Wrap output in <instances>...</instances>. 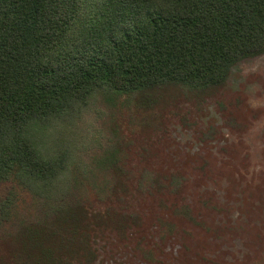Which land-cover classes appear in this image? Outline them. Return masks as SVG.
Instances as JSON below:
<instances>
[{
  "label": "trees",
  "instance_id": "obj_1",
  "mask_svg": "<svg viewBox=\"0 0 264 264\" xmlns=\"http://www.w3.org/2000/svg\"><path fill=\"white\" fill-rule=\"evenodd\" d=\"M263 48L264 0H0V183L13 185L0 223L19 227L0 264H101L117 240L138 238L117 181L132 171L108 153L72 168L51 140L58 124L97 98L120 110L168 84L203 91ZM173 176L154 185L177 188ZM151 178L142 171L130 187L149 192ZM21 190L33 203L22 218Z\"/></svg>",
  "mask_w": 264,
  "mask_h": 264
},
{
  "label": "rangeland",
  "instance_id": "obj_2",
  "mask_svg": "<svg viewBox=\"0 0 264 264\" xmlns=\"http://www.w3.org/2000/svg\"><path fill=\"white\" fill-rule=\"evenodd\" d=\"M51 140L71 155L72 168L108 153L133 173L117 181L140 218L138 238L123 248L117 240L101 264H264V48L236 60L219 85L203 91L168 84L120 110L97 98L58 124ZM142 171L153 185L173 175L183 181L136 193L130 186ZM12 187L0 183V199ZM17 198L18 216L28 217L29 194L21 190ZM87 204L103 207L94 199ZM16 223H0V253ZM104 231L101 237H112Z\"/></svg>",
  "mask_w": 264,
  "mask_h": 264
}]
</instances>
